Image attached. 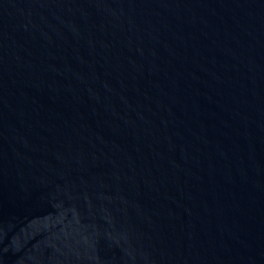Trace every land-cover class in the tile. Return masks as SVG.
<instances>
[{"label":"water","instance_id":"water-1","mask_svg":"<svg viewBox=\"0 0 264 264\" xmlns=\"http://www.w3.org/2000/svg\"><path fill=\"white\" fill-rule=\"evenodd\" d=\"M0 264H264V0H0Z\"/></svg>","mask_w":264,"mask_h":264}]
</instances>
